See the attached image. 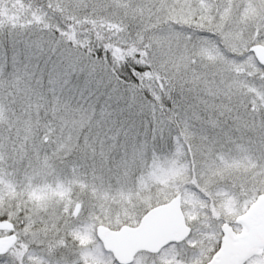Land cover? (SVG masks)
<instances>
[{
    "label": "snow or ice",
    "instance_id": "1",
    "mask_svg": "<svg viewBox=\"0 0 264 264\" xmlns=\"http://www.w3.org/2000/svg\"><path fill=\"white\" fill-rule=\"evenodd\" d=\"M0 264H264V0H0Z\"/></svg>",
    "mask_w": 264,
    "mask_h": 264
}]
</instances>
